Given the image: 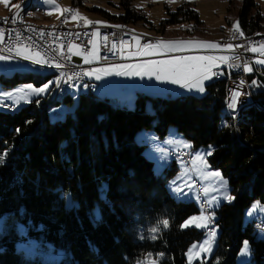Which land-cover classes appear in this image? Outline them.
<instances>
[{
	"label": "trees",
	"instance_id": "16d2710c",
	"mask_svg": "<svg viewBox=\"0 0 264 264\" xmlns=\"http://www.w3.org/2000/svg\"><path fill=\"white\" fill-rule=\"evenodd\" d=\"M132 1L119 0L123 11L117 15L95 11L122 26L148 23ZM165 13L161 28L203 23L186 2L174 9L166 6ZM263 20L255 1L243 0L238 12L242 36L260 33ZM51 75L14 73L0 75V82L6 88L28 82L39 86ZM253 78L250 72V83ZM250 88L255 101L240 106L236 114L226 108L225 80L207 83L201 96L164 98L137 92L130 108L82 91L74 110L55 120L51 112L55 105L72 101L69 92L34 98L18 109L0 108V153L8 150L0 164V216L10 217L13 224L10 233L0 236V264H41L34 259L20 263L15 256L19 236L14 225L21 223L34 240L64 251L57 264H135L144 246L140 229L154 224L165 206L169 225L158 231L154 250L168 255L164 264H186L185 252L201 232L181 224L198 209L169 196L166 178L152 173L145 145L135 141L139 132L150 129L164 138L170 126L192 148L211 146L207 161L228 180L234 197L215 210L220 228L216 248L207 261L196 264H239L236 256L244 241L251 258L242 264H264V239L254 230L258 222H242L253 201L264 205V92L252 84ZM175 167L174 162L165 169L168 176ZM69 199L75 207H68Z\"/></svg>",
	"mask_w": 264,
	"mask_h": 264
},
{
	"label": "rangeland",
	"instance_id": "374dc122",
	"mask_svg": "<svg viewBox=\"0 0 264 264\" xmlns=\"http://www.w3.org/2000/svg\"><path fill=\"white\" fill-rule=\"evenodd\" d=\"M18 1L10 0L7 4L0 2V16H6L11 11L7 13L6 8L8 5H11V7H14L13 10L16 8L15 5L18 4ZM73 1V0H71ZM70 0H62L63 8L65 9H71L74 11H78L79 15L81 17H86L88 21L92 22H102V23H90V24H96L97 26L103 25V26H110L115 27L116 25H119L123 27L121 24L110 22L106 18L102 16V14L98 11H95V9L99 8L101 10L106 11L107 13L111 15H117L120 14L123 9L119 5V0H77L76 3L71 2ZM76 1V0H75ZM256 3L259 6V12L261 16L264 18V0H255ZM45 6L46 3H44V0L41 1ZM189 3L197 12L198 15L203 22L201 25H194L192 22L189 23H181V24H175V25H169L166 28H161L159 26V23L162 19L167 17V14L165 13V7H170V9H174L176 6H178L180 3ZM243 0H232L229 3H222L218 0H133L132 5L138 10H142L144 14L146 15L148 19V23L146 22H137L135 24H131L128 30L132 31L131 35H146L150 36L155 39V44L160 41H192V42H198V41H205L209 43L218 42L222 36L221 28L227 27V24L225 22V16L228 18H231V14L236 12H239V8L242 7L241 3ZM73 3V4H72ZM15 4V5H14ZM48 5V4H47ZM53 15V16H52ZM52 15L47 16V9H46V16H43L39 21L41 23H50V21L57 22L59 19V14H57V10L53 8ZM45 17V18H44ZM68 20V19H67ZM66 20V21H67ZM81 20L83 23H85L84 19H76ZM76 20L71 19L70 24L75 22ZM51 22V23H52ZM68 23V22H67ZM77 23V22H76ZM74 23V24H76ZM264 27V26H262ZM119 28V27H117ZM260 32H264L261 30ZM97 33V31L94 32V34ZM232 34V32L229 35L224 36L223 38L229 37ZM140 37V36H139ZM219 38V40H218ZM222 39V38H221ZM98 44H99V37L98 35H94L93 37V45L91 49V53L95 56V59H93L92 56L89 57V59L92 60L91 63H85L84 62V56L85 55H75L73 54L76 51H79L78 49H73V57L75 59H79L81 62V66L84 67L85 72H90L92 70L96 69H109L113 68L116 65H127L132 71H135L137 69V66L140 65H147L148 62L141 63L140 61H133L131 63H110V64H99L98 63ZM152 45V46H154ZM155 48L157 52L154 56H163L161 59H153L152 62H156L157 64H161L166 61H171L176 57L184 56V57H212L210 55L213 51H220V49L217 48H203V47H196V46H182L181 50L179 51H168L163 48V46L156 48V47H150ZM5 57H10L6 60H0V75H3L4 77H11L14 73H36L40 75H47V74H53L51 69H45L42 66L33 65L31 61H25L19 57H16L15 52L11 56L7 55H0ZM135 58V57H134ZM132 59V58H126L125 60ZM124 60V59H123ZM150 62V61H149ZM199 63L208 65L207 61H200ZM30 69H39L36 71L30 70ZM124 71H128V69H124ZM102 75V79L97 80L95 79V76H89L86 75V80H91L94 86L97 85L96 88V96H106L108 93V90L113 89L114 94L121 95L124 94V97H114V99H119L121 101H130L129 97L131 98L132 94L135 95L137 92H143L140 90H146L148 92H143L150 96H161L164 98H172L176 96L181 95H193V96H201L204 93H196L195 91H189L187 89L181 88L179 84H173L170 82V80L166 79H157L156 75H103V73H100ZM57 80L56 76L51 75L50 78L46 80L45 83L48 81H55ZM27 84H32V82L28 83H20L14 87L6 88L1 85L0 82V93L3 92H13L16 93L17 90L23 88ZM53 84L51 86L50 91L41 94L40 96H32L31 100L34 98H44L52 96L53 92L55 91ZM205 85V83H204ZM36 87H40L41 85ZM85 91L81 90L77 85H73L71 91L69 92V95L72 98V101L70 103L61 102L58 105H55L52 112H51V120H55L54 117L61 116L62 118L68 114L69 112H72L77 104V98L80 92ZM94 92V90L92 91ZM134 101V98H133ZM9 103L12 108L10 110L18 109L29 102L25 100H21L19 104H12V101L10 100H3L0 101V103ZM128 108L133 107V105L130 102L126 103ZM126 106V105H125ZM1 108V107H0ZM4 109V108H3ZM8 110V109H7ZM148 111L151 110V105L149 102L148 105ZM61 119V118H60ZM170 132L168 135H165L164 138H159L155 130H142L135 136V141L138 144H144V150L143 154L146 157L147 160L152 162V173L158 176H162L166 178V190L175 201L179 202H186V203H193L194 206L198 209L197 212L192 213L191 215L187 216L182 224H184L185 221H188L190 217H199L201 214L204 216H207L203 210L200 207V196L206 201L208 210L211 213V219L213 223L209 222L208 227H211L213 231L215 232L214 238L210 236L206 232V228L208 227H195L194 224H190L189 226L181 227L183 229L185 228H194L198 232H201V236L198 240H195L191 244H189L186 252H185V259L186 264H190L189 261V255L188 253L190 250H193V245L196 246V248L193 250L195 255L191 260V264L196 263H202L203 261H207L210 256L212 255L213 251L216 248L218 237L220 234V228L219 225L216 223V215L215 210L223 203H231L232 200L229 202L228 200L224 199L223 197L225 195L231 196L230 193V186L228 183V180L221 174L220 170L212 168L208 161H207V167H205L200 161H196L195 164L192 162V168L187 167V165L182 162L181 160L173 161V159L169 155V151L171 150H178L183 149L181 147H177L176 144H169L166 143L169 140L175 139L177 141L183 140L190 143L185 137H183L181 134H179L176 131V128L173 126H170L169 128ZM176 135L180 138H175ZM147 137V139H144ZM191 144V143H190ZM210 145H204L197 148H187L190 149L191 154L194 155V158L196 154L203 155L209 150ZM159 147V149L164 153L166 159H153L150 158V154L155 157H160V152H157L156 149ZM207 160V156L205 157ZM175 162V171L172 175L168 176L165 172L166 168H170L171 165ZM158 165H163L162 167H159ZM185 169H187V173L183 175V178L181 177V174L184 173ZM213 171H219L223 179L227 182L226 186H222L220 183V179L218 177H213L208 175L207 179L204 178L205 175L208 173H211ZM175 181L176 185H179L183 187L184 183L187 182L189 184H192L193 187L191 190L188 188H184L183 194H177L172 191V187H175L176 185H172V182ZM197 186V187H196ZM198 188V189H197ZM208 188L209 192L207 195L204 194L203 189ZM216 197L218 200L217 202H211L212 198ZM259 204L262 205L258 201H253L243 212L242 222L244 225L247 223H250L253 220L261 221L264 220V209H258L256 212H252L250 215L253 205ZM264 206V205H262ZM168 206L164 207V212L168 211ZM163 212V215L153 224H146L145 228H141L143 232L139 233L138 239L141 243H144V246L142 248L140 259L135 263L138 264L139 261L145 260L149 255L151 259L156 260L158 264H164L169 259L168 255L165 252H156L154 250L153 245L155 244V239L150 238L151 236L155 235L157 236L158 231L161 228H167L164 227L162 223H159L163 220H168L166 214ZM165 214V215H164ZM12 219L10 217L6 216H0V236H2L5 233H10L12 223ZM200 222V221H197ZM264 222V221H261ZM181 224V225H182ZM16 227V231H18L19 240L16 241L17 246V255L16 258L20 263H25L29 260H36L40 262L41 264H57L61 259L65 257V253L60 248H53L49 244L44 245L42 244V241L40 240H34L31 238V236L28 233V227L24 224H18L14 225ZM159 226V230L157 232H151L150 230L153 228H156ZM23 229V232L21 231ZM14 233V232H13ZM257 237L264 239V231L263 230H257L256 232ZM152 242L151 245H147L145 241ZM205 241H209V245H204ZM245 242V241H244ZM244 242L237 253L236 256V262L239 264L246 263L250 261L251 258V251L249 246V252L247 254H242V249L244 246ZM201 245H204L205 247H209V251H203L201 248ZM63 253L64 255L61 257L60 254ZM162 254V255H161Z\"/></svg>",
	"mask_w": 264,
	"mask_h": 264
},
{
	"label": "built area",
	"instance_id": "2783aa9c",
	"mask_svg": "<svg viewBox=\"0 0 264 264\" xmlns=\"http://www.w3.org/2000/svg\"><path fill=\"white\" fill-rule=\"evenodd\" d=\"M55 4L59 5V18L63 15H71V12L63 11L65 8H63L62 2L55 0ZM18 10H12L9 13V22H2V18H0V32L3 33V38L0 39V55L11 56L15 52L16 47L29 46L33 52L39 51L46 59L60 63L62 65L60 68L42 66L45 69H53L54 76L61 80L60 86H55L54 92L56 93L63 88H72L73 85H77L79 88L91 87L95 90V87L85 79L84 67L76 62L72 53L68 51V46L75 44L80 46L78 50L81 55L88 54L92 49L95 31L99 33V64L121 62L126 55L137 53L145 45L150 46L155 43L154 40L144 41L141 40L139 35H126L125 32L107 33L104 28L90 25V23H83L81 20H77L74 27H60L57 24V27L52 30H44L43 27H27L19 21ZM40 10L42 9L40 8ZM14 17L16 18L15 23L12 22ZM260 42L262 41L246 43V36L237 35L236 37H232V41L220 45L221 47L232 45V48H230L228 59L223 61L213 71V73H216V75H213V80H225L226 105H228L234 91L241 93L239 97L240 102L237 104L236 110L240 105L255 101L251 96L250 82L248 80V74L251 71H245L244 68L248 66L252 70L253 55L251 49ZM113 44L116 45L115 48H113ZM61 45L64 46L63 49H61ZM9 48H12L13 51L9 52ZM69 77H72V79H69ZM0 107L4 109L12 108L9 103L5 102L0 103ZM177 151L180 152V156L187 161L190 167L192 158L188 157L186 149ZM205 208L208 211V216H211L208 207ZM210 222L213 223L212 219ZM257 222L258 228H264L261 225V221ZM254 230L257 231V229ZM206 232L210 235L213 229L208 227L206 228Z\"/></svg>",
	"mask_w": 264,
	"mask_h": 264
},
{
	"label": "snow or ice",
	"instance_id": "6c2138e0",
	"mask_svg": "<svg viewBox=\"0 0 264 264\" xmlns=\"http://www.w3.org/2000/svg\"><path fill=\"white\" fill-rule=\"evenodd\" d=\"M0 2H3L5 4L8 3V0H0ZM44 3L46 4H51L54 6V8L57 11H60L59 9V5L55 4V0H44ZM15 7L17 9L21 8V4H17L15 5ZM63 11L65 12H72V19L76 20V19H84L86 24L89 23H102L99 21L96 22H92V21H88L86 17H81L78 13V11H73L71 9H63ZM48 15H52V12L49 11L47 13ZM18 15V13H17ZM7 20V18H5ZM13 23L16 22V18L14 17L12 20ZM65 23H67V21H65ZM115 27H121L119 25H116ZM235 28H237L238 30V22L237 25H234ZM41 35H43V33H41ZM77 35H79L77 33ZM94 35H99V33H95ZM3 38V33L0 32V39ZM196 46V47H203V48H217L219 47V45L214 44V43H209V42H205V41H198V42H192V41H160L157 42L156 45L151 46V47H156L159 48L161 46H163V48L165 50L168 51H179L181 50L182 46ZM63 45H61V49H63ZM79 45H69L68 46V51L70 53H73V49H79ZM116 45L113 44V48H115ZM145 48L150 47L149 45H145ZM228 48H232V45H228ZM9 52H12L13 49L9 48L8 49ZM251 51H257V49L253 48L251 49ZM61 54H63V52H61ZM73 54L75 55H80L81 53L79 51L74 52ZM145 55L147 54H151V53H143ZM261 54L264 55V50L261 51ZM15 55L16 57H19L25 61H31V63L33 65H37V66H48V67H56V68H60L62 67V65L58 62L55 61H50L49 59H46L45 56H43L39 51H35L33 52L31 50V48L29 46H18L15 48ZM92 56L93 59H95V56L93 55V53L89 52L87 55L84 56V62L85 63H91L92 60L89 59V57ZM10 57H5V56H0V60H6L9 59ZM222 61H226L227 58L225 57H221L220 58ZM215 60L214 57H184V56H180V57H176L171 61H166L163 62L161 64H157L156 62H148L147 65H140L137 66V69L135 71H132L129 66L127 65H116L113 68H109V69H96V70H92L90 72L85 73V75H89L95 76V79L100 80L102 79V75L100 73H103V75H156L157 79H166V80H170L171 83L173 84H179L181 86V88L187 89L189 91H195L196 93H204L205 92V85H204V81H207L209 79H211V77L213 75H216V73H209L208 71V65L199 63L200 61H207L208 64L210 65L211 62H213ZM258 63L264 64V60H259L257 61ZM124 69H128V71H124ZM33 71L39 70V69H30ZM245 71H251V68L248 66H245L244 68ZM69 79H72V77H69ZM66 82V81H63ZM61 83V80L58 78L55 81H48L47 83L42 84L40 87H36L32 84H27L25 85L23 88L17 90L16 93L13 92H3L0 93V101L3 100H10L12 101V104H19L21 100H25L27 102H32L31 101V97L32 96H40L41 94H44L48 91H50L51 86L53 84H55L56 87H59ZM253 83H255V81H253ZM241 93L239 91H234L232 93L231 99L228 103V108L235 111L237 104L240 102L239 101V97H240ZM36 103H39V100L35 101ZM55 119H60L62 118L61 116H56L54 117ZM30 123V121L28 122ZM17 132L20 131V129L16 130ZM144 139H147V137H145ZM166 143L169 144H176L177 147H182V148H191V144L188 143L187 141H183V140H169ZM157 152H160V157H155L152 156L150 154V158L153 159H166L164 153L159 149V147H157L156 149ZM212 154V149L211 146H209V150L204 153L203 155L201 154H196L194 160H193V164L196 163V161H200V163H202L205 167H207V160L205 159L206 156H209ZM8 155V150L6 149L4 152L0 153V164H3L5 162V159ZM163 165H158V170L159 167H162ZM187 173V169H185L184 173L181 174V177L179 178H183V175H185ZM213 176V177H218L220 179V183L222 186H226L227 182L223 179V177L221 176L219 171H213L211 173H208L207 175L204 176L205 179H207V176ZM172 185H176V182L173 181ZM188 188L189 190H191V188L193 187L192 184H189L187 182L184 183L183 187L176 185L175 187H172V191L174 193L177 194H183L184 188ZM203 192L205 195L208 194L209 189L208 188H204ZM224 199L228 200L229 202L234 199V197L231 196H227L225 195L223 197ZM211 202H217L218 200L216 197L212 198ZM68 207L72 208L75 207V205L72 204L71 200L69 199V203H68ZM258 209H264V206L259 205V204H254L253 208L251 210V212L249 213L250 215L252 214V212H256ZM101 219L100 213L99 211H97L96 213V220L99 221ZM211 217L210 216H204L203 214H201V216L199 217H190L188 221H185L184 224L181 225V227H185V226H189L190 224H194L195 227H208V223L210 222ZM200 221V222H197ZM159 223H162L164 227H168L169 225V221L168 220H163ZM159 230V226H157L156 228L151 229V232H157ZM21 231L23 232V229H21ZM210 235L214 238L215 236V232H211ZM150 238L155 239L156 236L153 235ZM209 241H205L204 245H209ZM204 245H201V248L203 251H209L210 248L209 247H205ZM196 248L195 245H193V250ZM193 250H190V252L188 253L189 255V261L191 264V260L194 257L195 253ZM249 252V246H248V242L245 241L244 242V246L242 249V254H247ZM64 254L61 253L60 256L62 257ZM162 255V254H161ZM138 264H158V262L156 260L151 259L150 255L143 261H139Z\"/></svg>",
	"mask_w": 264,
	"mask_h": 264
},
{
	"label": "bare ground",
	"instance_id": "6f19581e",
	"mask_svg": "<svg viewBox=\"0 0 264 264\" xmlns=\"http://www.w3.org/2000/svg\"><path fill=\"white\" fill-rule=\"evenodd\" d=\"M41 1L42 0H19L18 1V4H21V8L18 10V19H19V21H21L23 23V25H25L27 27H43L44 30L55 29L57 27V24L60 27H74L75 24L65 23V21L67 19H69L70 15L61 16V18H58L59 20L57 22L50 21V23H46V24L41 23V21H43V20H41V21H39V20L43 16H46V6ZM59 1L61 2L62 0H59ZM81 1L83 2V0H81ZM218 1L222 2V3H229L232 0H218ZM40 8L42 10H40ZM16 9L17 8H15L14 10H16ZM0 18H2V22H9V14H7L6 16H0ZM5 18H7V20ZM90 25L97 26L96 24H90ZM99 27L104 28L107 33H122V32H125L126 35H131L132 34V31L128 30L129 27H126V26L117 28V27H110V26L100 25ZM239 34L232 33L229 37L223 38L220 41V43L221 44L222 43H228L229 41H232V37H236ZM242 35L243 34H241L240 36H242ZM139 36H140L141 40H144V41H153V40L155 41V39L150 37V36H146V35H139ZM245 36H246V43H254L255 41H261L264 38V34L257 33V32L249 34V35H245ZM51 70H52V73L54 75V70L53 69H51ZM71 89L72 88H63L60 91H58L59 94L58 93L57 94L59 95V97H63V96L66 95V93L70 92ZM80 89L81 90H85L86 92H87V90L88 91H93V88H91V87H81ZM240 106H242V105H240ZM226 108H227V110L229 112L235 114V111L229 109L228 105H226ZM237 111H238V109L236 110V112ZM178 150H184V149H178ZM186 153L188 154V157L192 158V160H193V155H191V153L189 151H187V149H186ZM169 155H170V157L173 160H181L187 166H189L187 161L180 156V152L179 151L171 150V151H169ZM201 196H200V198H201L200 199V207L203 210V212L208 216V211L205 208V207H207L206 201ZM261 221H264V220H261ZM261 225L264 227V223H261ZM254 227L256 229H258V230H264V228H258V223H256L254 225Z\"/></svg>",
	"mask_w": 264,
	"mask_h": 264
},
{
	"label": "crops",
	"instance_id": "0c3cea01",
	"mask_svg": "<svg viewBox=\"0 0 264 264\" xmlns=\"http://www.w3.org/2000/svg\"><path fill=\"white\" fill-rule=\"evenodd\" d=\"M10 0H8V2H9ZM15 1V3H16V1L17 0H14ZM71 1V0H70ZM255 1V0H254ZM71 2H73V3H76L75 1H71ZM72 3V4H73ZM243 3V2H242ZM242 3H241V5H242ZM255 3H256V1H255ZM257 4V3H256ZM15 5V4H14ZM13 8L14 7H11V5H8V7L6 8V11H7V13L9 12V11H11V10H13ZM53 8H54V6L53 5H51V4H46V9H47V13L49 12V11H51V12H53ZM257 8H259V6H258V4H257ZM240 9V8H239ZM74 11V10H73ZM59 13V11H57V14ZM72 12H71V15H70V17H69V19L67 20V22L68 23H71L72 21H71V19H72ZM261 15V14H260ZM47 16H48V14H47ZM53 16V15H52ZM69 21H71V22H69ZM77 22V20L75 21V22H73L72 24H74V23H76ZM225 22L226 23H228L227 24V27H225V28H221L222 30H221V33H222V36H221V38L223 39V37L224 36H226V35H229L231 32L232 33H237V34H241V32L240 31H238L239 30V26H238V30H237V28H235L234 27V25H237V22H238V12H237V10H236V12H234V13H232L231 14V18L229 19L228 18V13H227V17L225 16ZM262 26H264V20H263V22H262ZM236 30L239 32H236ZM262 30L264 31V27H262ZM260 33H262V32H260ZM239 34V35H240ZM262 34H264V32L262 33ZM220 38V40H219V38H218V42H216V44L217 45H219V49H220V51H213V52H211L210 53V55L212 56V57H214L215 58V60L213 61V62H211V64L209 65V67H208V71H209V73H213V71L216 69V68H218L220 65H221V63L223 62L220 58L221 57H225V58H227L228 59V57H229V53H230V48H228V47H221L220 45H221V43H220V41L222 40ZM262 42H260V43H258L257 45H255L253 48H255V49H257V51H251V53H252V55H253V65L257 68V69H260V70H263L264 71V64H261V63H258L257 61H259V60H264V55H262L261 54V51L262 50H264V38L261 40ZM156 43V42H155ZM154 43V44H155ZM153 44V45H154ZM152 45H150V47H151ZM150 47H148V48H141L137 53H135V54H128V55H126L125 57L127 58H132V59H128V60H125V57H124V60L123 61H121L120 63H126V64H128V62L129 63H131V62H133V61H140L141 63H144V62H149V61H151V60H153V59H161V58H163V56H154L155 55V53L157 52V50L154 48H150ZM252 48V49H253ZM151 53V54H147V55H145V54H143V53ZM135 57V58H134ZM226 59V60H227ZM97 60H98V58H97ZM75 61L76 62H78V63H80L81 61L79 60V59H75ZM251 72H252V70H251ZM86 73V72H85ZM85 79H86V75H85ZM212 80H213V76L211 77V79H209V80H207V81H204V83H205V85L207 84V83H209V82H212ZM87 82L88 83H91V84H93L94 82H92L91 80H87ZM250 84H252V83H250ZM96 88H97V85L95 86V90H94V93H96ZM140 91H143V92H148V91H146V90H140ZM108 94L106 95V96H102V95H100V96H98V97H100V98H104V97H109V98H111L112 100H114L115 102H118L119 103V105H127L126 103L127 102H130L131 104H133V98L135 97V95H133L132 94V96H131V98L129 97V100L130 101H121V100H119V99H114V97H124V94H121V95H117L116 96V94H114V92H113V89H111V90H108V92H107ZM148 93H150V92H148ZM250 93H251V88H250ZM72 100V99H71ZM170 127H168V129H167V135H168V133L170 132L169 129ZM175 138H179L177 135H176V137ZM180 139V138H179ZM186 141V140H185ZM182 148V147H181ZM184 149V148H183ZM185 149H187V148H185ZM189 151H190V149H188ZM191 152V151H190ZM192 153V152H191ZM194 156V155H193ZM193 160H194V157H193ZM193 162V161H192ZM192 162H191V165H190V167L189 168H192ZM188 167V166H187Z\"/></svg>",
	"mask_w": 264,
	"mask_h": 264
},
{
	"label": "water",
	"instance_id": "95a60500",
	"mask_svg": "<svg viewBox=\"0 0 264 264\" xmlns=\"http://www.w3.org/2000/svg\"><path fill=\"white\" fill-rule=\"evenodd\" d=\"M252 73L254 78L252 79L251 83L255 89H261L264 92V71L257 69L254 65L252 66ZM255 81V83H253ZM240 117V114L237 113V118Z\"/></svg>",
	"mask_w": 264,
	"mask_h": 264
}]
</instances>
